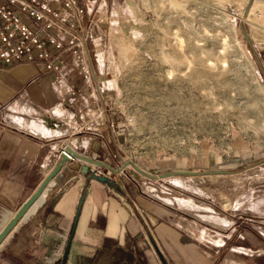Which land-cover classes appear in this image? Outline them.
Returning a JSON list of instances; mask_svg holds the SVG:
<instances>
[{
  "label": "rangeland",
  "instance_id": "obj_1",
  "mask_svg": "<svg viewBox=\"0 0 264 264\" xmlns=\"http://www.w3.org/2000/svg\"><path fill=\"white\" fill-rule=\"evenodd\" d=\"M247 2L96 0L97 17L85 23L86 47L113 117V145L101 161L117 169L132 160L153 175L230 173L150 179L131 164L116 173L89 164L83 194L95 180L106 200L134 213L135 222L139 207L174 212L202 228L207 209L233 213L236 193L264 181V0H251L242 17ZM83 114L84 126L92 125L93 115ZM207 158L210 167L202 166Z\"/></svg>",
  "mask_w": 264,
  "mask_h": 264
},
{
  "label": "crops",
  "instance_id": "obj_2",
  "mask_svg": "<svg viewBox=\"0 0 264 264\" xmlns=\"http://www.w3.org/2000/svg\"><path fill=\"white\" fill-rule=\"evenodd\" d=\"M92 92L96 99L76 77L55 82L38 58L0 65V227L65 145L105 160L113 117ZM82 112L93 115L92 125L84 126ZM85 164L72 158L62 166L0 244V264H264V181L236 193L233 213L207 209L202 228L139 207L135 222L106 200L99 182L83 194ZM210 165L207 158L202 166Z\"/></svg>",
  "mask_w": 264,
  "mask_h": 264
},
{
  "label": "built area",
  "instance_id": "obj_3",
  "mask_svg": "<svg viewBox=\"0 0 264 264\" xmlns=\"http://www.w3.org/2000/svg\"><path fill=\"white\" fill-rule=\"evenodd\" d=\"M96 5V0H0V65L38 58L55 82L76 77L99 91L85 26L96 19Z\"/></svg>",
  "mask_w": 264,
  "mask_h": 264
},
{
  "label": "water",
  "instance_id": "obj_4",
  "mask_svg": "<svg viewBox=\"0 0 264 264\" xmlns=\"http://www.w3.org/2000/svg\"><path fill=\"white\" fill-rule=\"evenodd\" d=\"M251 0H248L243 13L242 17H245L248 11V8L250 6ZM239 28L242 33V36L246 43L248 44L249 48L251 51L254 53L257 63L260 65V61L255 54V49L251 43L250 37L248 35V32L242 25V21L239 22ZM262 75L264 76V70L260 67ZM69 156L72 158H76L78 160H81L82 162L86 164H93L97 166H102L106 167L112 172L116 173L120 171L121 169L124 168L126 164H131L133 168L141 175L150 178V179H159V178H165V177H171V176H180V175H201V174H226L230 173L229 171L226 170H209V171H189V170H173V171H167L163 172L158 175H153L150 174L140 167H138L132 160H127L125 161L119 168L114 169L107 163L95 159L92 156H89L84 153H79L76 150H74L70 145H65L64 146V151L60 152L57 158V161L53 165V167L50 169V171L45 175V177L42 179V181L39 183V185L36 187V189L31 193L25 201L21 203V205L15 210L13 215L5 222V224L2 226L0 229V244L2 241L5 239V237L8 235V233L13 229V227L17 224V222L23 217V215L26 213V211L30 208L32 204L40 197L42 194L43 190L47 186V184L60 172L62 166L67 163L70 159ZM99 179H103L102 177H98Z\"/></svg>",
  "mask_w": 264,
  "mask_h": 264
},
{
  "label": "bare ground",
  "instance_id": "obj_5",
  "mask_svg": "<svg viewBox=\"0 0 264 264\" xmlns=\"http://www.w3.org/2000/svg\"><path fill=\"white\" fill-rule=\"evenodd\" d=\"M252 8H253V6L251 5L249 8H248V13H250V11L252 10ZM259 19V18H258ZM71 65H74V63H72ZM86 115V114H85ZM69 118V117H68ZM69 126V125H68ZM46 127V126H45ZM45 127H44V129H45ZM69 128V127H68ZM136 171V170H135ZM2 228V227H1ZM0 228V229H1Z\"/></svg>",
  "mask_w": 264,
  "mask_h": 264
}]
</instances>
